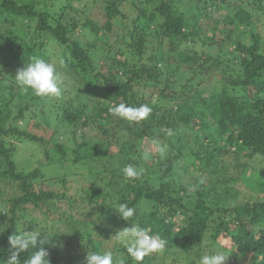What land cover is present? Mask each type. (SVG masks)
Segmentation results:
<instances>
[{"label": "trees", "instance_id": "1", "mask_svg": "<svg viewBox=\"0 0 264 264\" xmlns=\"http://www.w3.org/2000/svg\"><path fill=\"white\" fill-rule=\"evenodd\" d=\"M95 7L102 20L91 15ZM205 17L214 19V34L203 27ZM115 28L119 34L110 39ZM237 32L248 41L234 40ZM126 50L138 61L127 59ZM31 57L56 66L60 97H38L17 86L16 71ZM121 103L147 104L152 112L140 122L124 121L110 111ZM26 116L38 126L51 125L50 141L16 125ZM145 138L167 145L150 166L139 149ZM12 139L38 143L48 165L80 166L92 181L82 198L90 213L63 221L65 232L51 231L52 225L39 230L31 222L29 230L45 238L49 264H69L83 249L100 252L114 244L116 234L132 226L114 212L120 203L134 207V221L167 242L143 264H198L177 257L199 258L212 250L228 256L225 264H264V201L248 197L223 204L238 184L264 196V169L251 165L258 159L264 164V38L248 8L228 6L227 0H0V180L20 192L6 189L8 197L2 198L0 188V211L8 208L3 219L13 225L17 211L28 205L48 216L47 206L65 197L32 191L41 171L18 169ZM183 161L184 173L200 166L193 194L177 172ZM129 164L140 172L137 178L123 175ZM249 166L255 179L245 174ZM12 234H0V264H6ZM63 246H71L65 256ZM31 251L20 255L21 264ZM112 251L132 264L122 245Z\"/></svg>", "mask_w": 264, "mask_h": 264}, {"label": "rangeland", "instance_id": "2", "mask_svg": "<svg viewBox=\"0 0 264 264\" xmlns=\"http://www.w3.org/2000/svg\"><path fill=\"white\" fill-rule=\"evenodd\" d=\"M228 1V6H233V7H243V8H248L253 12V19L256 21V31L257 33L262 36L264 38V14L262 11H260L258 8L261 6L264 10V0L259 1V5L256 4L255 2L257 1H249V2H244L242 0H227ZM258 3V2H257ZM259 6V7H258ZM185 6H182L181 9H184ZM128 11V10H127ZM129 12V11H128ZM132 15V18H134V14H132L131 12H129ZM227 13V10H223V12L221 13H216L215 17L219 18L221 15H224ZM91 15L93 17L98 18L99 20H102V14L101 12L97 9V7H95L92 11H91ZM102 23V21H101ZM203 27L207 28L209 35L214 34V29L216 27V24L214 23V19L210 18L207 19L206 17L203 18ZM155 30V28H154ZM118 33V31L116 30V28L113 30V33L111 34V38L113 39ZM118 36V35H117ZM220 36L222 38H225L227 36V32L225 31L224 33H221ZM235 39H240V41H248L249 38L245 37L244 35H241L240 32H237ZM153 41L150 40V38H148V43L151 47H155V45L152 43ZM145 43V44H146ZM152 43V44H151ZM197 49L202 52L203 49L201 47V45H196ZM166 45H164V49L166 48ZM115 49V48H113ZM113 49L111 51H113ZM184 49V48H183ZM56 52H59L58 50H56ZM118 57V55H115V57ZM125 57L129 60H131L132 62H136L138 60H136V58H133L131 56V54L129 52L125 53ZM59 55L53 54L52 55V62H58L59 60ZM159 59H162V56L159 55ZM145 63L147 62L145 59L143 60ZM15 77V76H14ZM16 111V109L12 108V114H14V112ZM28 116V114H27ZM27 116L25 118V120H23L22 122H17L16 125H18V127L25 131L26 133H29L31 135H35L37 137H42L45 139V141H50L49 138L53 132L52 127L50 124H40V126L37 125L36 120L34 118H31L30 120H27ZM51 122V120L49 121ZM20 125V126H19ZM24 138V137H23ZM10 140V139H9ZM14 140V144L17 146V151L13 154L12 158L14 160V162L17 164L18 169L21 168H27L28 169H34L36 167L39 168V170L41 171V178L33 181L32 183V191H39V190H49V191H53L54 193H58L63 195L65 198H57L55 200H53V202L51 204H49L47 207L51 210V213L48 216L43 215L41 212L36 211L33 209L32 206H27L25 207L24 211H17V214L15 215V217L13 218L12 222L13 225L11 223V219H3V217H5L6 215H8V208H3L0 211V230H3L5 228V230L0 233L1 235L3 234H7V233H15V231L19 232L22 229L23 230H29V228L31 227V222H35L37 225V227L39 228V230H43L44 228L48 227L50 228V226L52 225V229L51 231H55V232H65L66 228L62 223L63 221H67L68 223L70 222H77L80 218V216H78L79 213L83 212L86 216L87 213H90L88 206L86 205V203L82 200L83 195H84V190L88 191L90 190V188H88L89 184L91 185L92 181H88V178L86 177L85 173L86 170L80 169L81 167L79 166V168H77L78 166H74L72 164H69L68 162H66V166L63 167V169L61 168H57L55 165H48L45 162V159L43 157L42 154V147L38 145V143L35 144V142L32 141H26L25 139H12ZM58 140V137L55 139V141ZM55 141H51L50 144H54ZM63 141V139H62ZM153 141H156L152 138H145L142 140L139 149L141 150V154H143L144 157V165L150 166L154 163L155 160V155L157 154V152L155 151V148L153 146ZM50 144H48L49 146H51ZM71 145V143H68L67 145ZM187 162H189L190 157L189 158H184ZM184 163H180L177 166V172L180 176H183V181L185 183H188L189 186L188 188L190 189L191 194H193L196 190V188H198L199 185V181L198 178L196 179L197 176L200 175V173L197 171L198 168H200L199 165H195L194 168L189 169L188 173H184L183 167L185 165V161H183ZM251 165L256 169H264V164L263 161L258 159L256 161H253L251 163ZM162 166V165H161ZM251 166V167H252ZM80 169V170H78ZM0 171L1 168H0ZM145 171L144 169H141V173L143 174ZM197 171V172H196ZM253 173V177L255 179L256 177V172L255 171H251L250 166L249 168L246 169L245 174L246 175H250L252 176ZM202 176V175H201ZM203 177V176H202ZM66 179L65 184H63L62 181L63 179ZM155 183V182H154ZM178 186L175 185L174 188H177ZM0 188L4 194V196H2V198H6L8 197L6 193H8V191H6V189H9V191L11 190L12 194L15 192L16 194H20V192L18 191L17 187L13 184H9L8 181H1L0 180ZM88 188V189H87ZM193 191V192H192ZM11 192H9V195H12ZM230 193L228 195H226L225 193V200L223 201V204L225 205H235L238 202L241 203L243 202V200H245L246 198L250 197V199L252 201H259L262 200L264 201V196L261 195L258 192L253 193L252 191L246 190V187L242 184H238L236 186H233V188L231 189V191H229ZM223 193V192H221ZM211 198V196L209 195L208 198ZM1 208V206H0ZM89 219V218H88ZM94 219H92L93 221ZM90 221V220H88ZM45 222H47V226L45 225ZM65 222V223H67ZM259 226H262L261 224ZM90 227H88L87 230H89ZM59 230V231H58ZM87 230L84 231L87 233ZM50 231V232H51ZM83 243H85L83 241ZM82 243V244H83ZM114 245L120 246V242L116 239L114 241V244H112L111 246H108V248H106V250H112V248L114 247ZM65 247V246H63ZM71 246H67L65 247L63 250H61V256H65L66 252H68V248ZM103 247V245H102ZM87 252H89L88 250L83 249L82 252L79 255V257L77 259H74L72 261H67V263L69 264H85V260L84 257H86ZM190 256H186L183 254H180L179 257H177V262H184L186 263L187 261H190V259H193L195 261L198 262L199 258L195 256V254H189ZM68 257V255L66 256ZM198 258V259H197ZM67 260V259H66ZM169 258L165 259V263H169ZM71 262V263H70ZM132 264H136V261L133 260ZM143 264V263H142Z\"/></svg>", "mask_w": 264, "mask_h": 264}, {"label": "clouds", "instance_id": "3", "mask_svg": "<svg viewBox=\"0 0 264 264\" xmlns=\"http://www.w3.org/2000/svg\"><path fill=\"white\" fill-rule=\"evenodd\" d=\"M21 90L31 91L38 97L56 98L62 95L61 81L57 73V68L42 58L31 57L29 62L16 71L13 79ZM113 115L121 120L129 122H140L149 117L152 112L151 107L142 104L138 107L121 103L110 109ZM167 135L172 136L171 129L167 130ZM155 151L161 155L166 152L167 145H162L158 141H153ZM122 173L127 178H137L140 172L131 164L122 169ZM118 211H114L125 221H132L130 228H125L116 234V239L125 249L127 255L136 264H142L145 256L151 253H158L166 246V240L159 235L151 234L147 228L140 227L133 219L136 214L134 207H129L126 203L117 206ZM2 227V226H0ZM5 230H0L2 233ZM9 255L6 264H21L19 259L22 253L31 254L23 261V264H49L47 259L49 252L45 248V238L38 230L15 231L8 237ZM228 256L223 251L212 250L201 254L198 264H225ZM85 264H124L122 259L118 260L112 250L87 252Z\"/></svg>", "mask_w": 264, "mask_h": 264}]
</instances>
